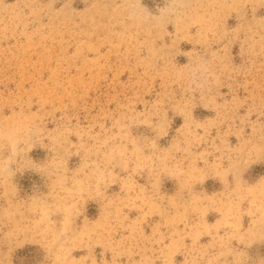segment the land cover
I'll use <instances>...</instances> for the list:
<instances>
[{"label": "rangeland", "instance_id": "374dc122", "mask_svg": "<svg viewBox=\"0 0 264 264\" xmlns=\"http://www.w3.org/2000/svg\"><path fill=\"white\" fill-rule=\"evenodd\" d=\"M0 264H264V0H0Z\"/></svg>", "mask_w": 264, "mask_h": 264}]
</instances>
